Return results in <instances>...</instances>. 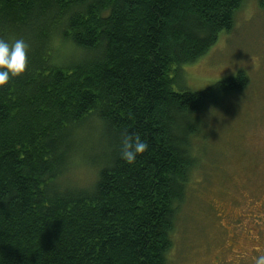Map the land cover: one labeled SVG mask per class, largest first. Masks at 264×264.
<instances>
[{
	"label": "trees",
	"instance_id": "16d2710c",
	"mask_svg": "<svg viewBox=\"0 0 264 264\" xmlns=\"http://www.w3.org/2000/svg\"><path fill=\"white\" fill-rule=\"evenodd\" d=\"M243 1L0 0V38L29 44L0 86V264H171L197 121L249 84L242 69L201 90L175 78ZM125 132L148 144L131 164Z\"/></svg>",
	"mask_w": 264,
	"mask_h": 264
},
{
	"label": "rangeland",
	"instance_id": "374dc122",
	"mask_svg": "<svg viewBox=\"0 0 264 264\" xmlns=\"http://www.w3.org/2000/svg\"><path fill=\"white\" fill-rule=\"evenodd\" d=\"M240 69L248 86L206 107L197 121L203 134L193 140L198 160L178 210L171 264H255L264 255V11L258 0L243 1L233 28L181 66L174 88L201 90ZM72 171L70 177L93 176L82 166ZM236 249L248 252L238 258Z\"/></svg>",
	"mask_w": 264,
	"mask_h": 264
},
{
	"label": "clouds",
	"instance_id": "9594fccd",
	"mask_svg": "<svg viewBox=\"0 0 264 264\" xmlns=\"http://www.w3.org/2000/svg\"><path fill=\"white\" fill-rule=\"evenodd\" d=\"M29 44L24 38L11 41L0 38V86L10 78L21 75L26 70ZM148 144L139 135L133 136L125 132L120 142V158L133 163L137 156L147 150ZM255 264H264V255L255 258Z\"/></svg>",
	"mask_w": 264,
	"mask_h": 264
},
{
	"label": "flooded vegetation",
	"instance_id": "af4514ba",
	"mask_svg": "<svg viewBox=\"0 0 264 264\" xmlns=\"http://www.w3.org/2000/svg\"><path fill=\"white\" fill-rule=\"evenodd\" d=\"M253 249H256V248H253ZM236 253H237V255H235V256H237L238 258H240V257H242V256H240V255H246L247 254V252H248V250L247 249H243V250H240V249H236V251H235Z\"/></svg>",
	"mask_w": 264,
	"mask_h": 264
}]
</instances>
